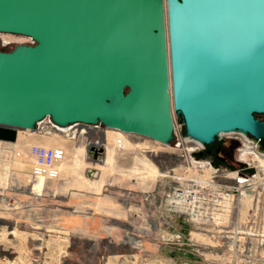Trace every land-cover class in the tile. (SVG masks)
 Instances as JSON below:
<instances>
[{"label": "water", "instance_id": "water-1", "mask_svg": "<svg viewBox=\"0 0 264 264\" xmlns=\"http://www.w3.org/2000/svg\"><path fill=\"white\" fill-rule=\"evenodd\" d=\"M0 141L103 125L163 145L264 144V0H0ZM216 167L218 165L215 164Z\"/></svg>", "mask_w": 264, "mask_h": 264}, {"label": "rangeland", "instance_id": "rangeland-1", "mask_svg": "<svg viewBox=\"0 0 264 264\" xmlns=\"http://www.w3.org/2000/svg\"><path fill=\"white\" fill-rule=\"evenodd\" d=\"M22 44L29 45L31 40L0 33V50L12 51ZM174 121L185 137L182 120L175 112ZM121 134L112 136L110 129L98 125L81 138L55 132L40 135L19 131L18 145L0 142V264H211L212 259L215 264H264L259 241H253L256 253L252 258L245 257L246 211L240 219H234L230 228L235 238L228 241L232 238L229 235L223 244L225 251L231 249L234 253L210 258L205 252L201 258L188 247L183 250L181 244L194 242L204 246L195 240L202 234L185 225L169 203L180 188L183 172L186 175L191 172L186 157L193 161H214L206 151L220 144L226 146L227 161L214 163L221 169L240 171L241 185L247 186L249 178L257 172L264 173V167L251 162L260 157L251 152L243 156L250 166L239 161V148H244L243 145L250 148L257 140L240 133L228 134L205 149L191 152L184 150L177 135L169 145H163L149 138ZM120 137L124 143H130L121 151L115 148V139ZM50 140L68 147L71 162L78 147L86 152L78 153L81 164L48 181L40 195L35 196L26 185L30 169L26 154L32 145L46 146ZM93 142H108L114 159L112 165L103 168L93 165L100 160L89 156L88 146ZM193 146L190 142L187 145L189 150ZM18 151L24 153L20 158L14 155ZM99 151L104 154L103 149ZM258 152H264L261 142ZM21 159L24 167L17 165ZM150 166L159 174L152 172ZM166 171L172 174L162 176ZM251 203L250 199H244L237 203V208L247 210ZM255 229L259 235L261 228Z\"/></svg>", "mask_w": 264, "mask_h": 264}, {"label": "built area", "instance_id": "built-area-1", "mask_svg": "<svg viewBox=\"0 0 264 264\" xmlns=\"http://www.w3.org/2000/svg\"><path fill=\"white\" fill-rule=\"evenodd\" d=\"M31 43H33L32 40ZM92 127L97 126L76 124L63 128L56 125L50 118H47L37 124L34 133L48 135L51 132H55L81 137L87 135ZM174 134L180 139V145L185 140L192 141L191 143L194 146L191 148V152L200 151L201 147L205 149L204 145L183 137L176 123ZM259 142V140L253 142L252 151L255 152V155L264 157V152H258ZM243 146L244 148H239V161L250 166L249 162L242 160V157L248 154L246 146ZM124 147V138H118L115 141V148L121 151L124 150ZM14 155L16 158H20L24 153L18 151ZM26 155L30 160L26 185L31 188L32 195L39 196L41 191L38 189V183L42 179L55 180L60 177L59 168L65 159L66 153L61 147L32 145L28 148ZM89 155L93 160L104 157L102 152L94 148L90 149ZM252 157L250 156V158ZM186 162L191 172L188 175L183 172L180 179V188L173 193L169 203L172 212L182 217L185 225L191 226L194 232L203 235V237L198 239L195 237V240H199L201 244L204 243V246H198L194 242L182 243L181 245H184L183 250L188 247L192 253L201 258L205 252L209 253L208 256L210 258L230 256L229 253L233 254L234 252L231 249L224 250L225 246L223 244H226L227 240L223 237L230 235L232 238L228 241H232L235 238L236 234L230 228L234 219L236 217L240 219L246 211L247 216L245 214L244 217L246 232L243 238L246 243L244 247L245 257L248 260L252 258L253 253H256L253 241H259L261 247L260 256L264 261V173L257 172L252 178H249L247 186H242L240 171L221 169L219 165L216 167L214 161L210 159L193 161V159L186 157ZM233 174H236V177L233 178ZM224 175L227 176L224 178ZM244 199H250L252 203L248 206L249 209L245 210V208L242 211L243 208H237V203ZM256 226L261 228L259 235L256 234ZM228 231L232 233H228ZM212 260L211 264H215Z\"/></svg>", "mask_w": 264, "mask_h": 264}, {"label": "bare ground", "instance_id": "bare-ground-1", "mask_svg": "<svg viewBox=\"0 0 264 264\" xmlns=\"http://www.w3.org/2000/svg\"><path fill=\"white\" fill-rule=\"evenodd\" d=\"M112 132H113V135L112 136H115V135H121V136H123V134H121V133H119V132H116V130H111ZM18 133H19V131H18ZM232 134H234V133H232ZM224 135H228V134H224ZM81 136V135H80ZM222 136V135H221ZM82 137V136H81ZM80 137V138H81ZM116 137V136H115ZM59 140V139H58ZM110 141L111 139L109 138H107V141ZM117 139H115V141H116ZM186 141V140H185ZM184 141V142H185ZM246 141V140H245ZM17 145H18V143L20 142V136H18V139H17ZM15 142V143H16ZM183 142V144H181V146L182 147H184V150L185 151H191V149L189 150L188 149V147H187V145L189 144V142L191 143L192 141H186L185 143L187 144H185ZM127 143H129V142H127L126 141V143H124L125 145H127ZM130 144V143H129ZM47 147H49V146H55V147H61V148H63L64 150H65V153H66V156H65V159H64V161L60 164V173H63V172H69L70 170H72V168L74 167V166H76V165H79V164H81V160H80V158L78 157V153H82L83 151H85L86 152V149H84L83 147H78L77 148V154L74 156V160L71 162V161H69L68 160V156H69V151H68V147L66 148L64 145H62V144H59L58 143V141H52V140H50V141H48L46 144H45ZM128 146V145H127ZM126 146V147H127ZM88 147H90V148H94V149H96L97 151H99V150H102L103 149V151H104V157H103V159H102V157H100L99 159V161L96 163V164H93V165H95V166H98V167H102V166H106V165H112L113 163H114V159H113V156L109 153V147H108V142L107 143H104V144H101V143H90L89 144V146ZM125 148V147H124ZM248 148V147H247ZM251 149H253V146L251 147L250 146V148H248L247 150H248V153H255V152H253ZM72 154V153H71ZM255 155V154H254ZM90 156V155H89ZM256 156H258V155H256ZM242 160H244L243 159V157H242ZM244 161H246V162H250V161H247V159L246 160H244ZM24 160L23 159H21L18 163H17V165L18 166H20V167H24ZM253 162H255V163H258L259 164V166H262V167H264V157H263V159L262 158H260V157H257ZM142 163H143V161H142ZM141 163V164H142ZM138 164V163H137ZM147 164L148 163H146V166H147ZM145 165V164H144ZM154 166V165H153ZM151 167V166H150ZM76 167H74L73 169H75ZM103 168V167H102ZM151 169V171L152 172H154V173H156V174H159V173H157L158 171H157V169H155L154 167H151L150 168ZM174 172V171H173ZM71 173V172H70ZM151 173V172H150ZM149 173V174H150ZM154 173H152V174H154ZM161 174V173H160ZM169 174H172V171H166L165 172V174H163L162 176H169ZM227 175H224V178L226 177ZM232 177L234 178V177H236V174H233L232 175ZM48 181H50V180H46V179H42V180H40V182L38 183V189L41 191L42 189H43V187H45V185H46V183L48 182ZM40 195V194H39ZM15 231H16V229H15ZM229 233V232H228ZM201 234V233H200ZM208 235V234H207ZM201 236H203V235H201ZM230 236L228 235H225L223 238L224 239H228Z\"/></svg>", "mask_w": 264, "mask_h": 264}, {"label": "flooded vegetation", "instance_id": "flooded-vegetation-1", "mask_svg": "<svg viewBox=\"0 0 264 264\" xmlns=\"http://www.w3.org/2000/svg\"><path fill=\"white\" fill-rule=\"evenodd\" d=\"M217 147L209 148L206 153L207 155L212 156L214 161H217L218 163H225L227 161V158L225 157L226 146L220 144Z\"/></svg>", "mask_w": 264, "mask_h": 264}, {"label": "trees", "instance_id": "trees-1", "mask_svg": "<svg viewBox=\"0 0 264 264\" xmlns=\"http://www.w3.org/2000/svg\"><path fill=\"white\" fill-rule=\"evenodd\" d=\"M257 118H260L261 120H264V115H256ZM218 148V147H217ZM202 153H199V155H201ZM205 154V152L203 153V155ZM207 154V153H206Z\"/></svg>", "mask_w": 264, "mask_h": 264}]
</instances>
